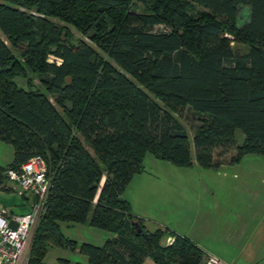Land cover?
Instances as JSON below:
<instances>
[{
	"label": "trees",
	"instance_id": "trees-1",
	"mask_svg": "<svg viewBox=\"0 0 264 264\" xmlns=\"http://www.w3.org/2000/svg\"><path fill=\"white\" fill-rule=\"evenodd\" d=\"M184 107L199 119L193 154L168 111ZM0 140L13 146L0 185L34 154L51 176L27 264L53 246L86 256L55 264H200L195 243L146 226L122 194L146 153L203 168L219 165L215 147L235 148L229 162L264 155V0H0ZM61 221L115 235L78 243Z\"/></svg>",
	"mask_w": 264,
	"mask_h": 264
},
{
	"label": "rangeland",
	"instance_id": "rangeland-1",
	"mask_svg": "<svg viewBox=\"0 0 264 264\" xmlns=\"http://www.w3.org/2000/svg\"><path fill=\"white\" fill-rule=\"evenodd\" d=\"M240 12L242 19L245 20L248 8L242 6ZM52 19L58 21L56 18ZM68 27L76 37L87 39V36L81 35L74 26L68 24ZM1 36L5 38L3 34ZM95 48L103 54L99 48L96 46ZM47 59L60 61L52 54H48ZM34 81L37 82V79L35 78ZM168 111L184 126L190 139V150L193 154L191 139L199 119L189 107L169 109ZM243 137V132L240 129H235V142L240 143ZM12 148L10 143L0 140V165H5L12 160L13 152H10ZM221 151V147H215L212 150L215 159L220 162L215 168H203L196 163L192 166H178L146 153L143 160L144 171L132 176L122 196L130 202L134 214L148 220H145V225L148 227L154 226V223H163L171 227L175 221L181 222L184 216H197V205L199 207L201 203L207 204L204 185L214 187L216 183L220 182L247 181L248 186L256 188L260 198V192H264V155L248 153L237 162H229L230 157L235 154V148L231 147L222 154ZM19 198L17 192L13 191L0 196V202L12 209L13 212H19L26 209L20 205ZM60 226L65 235L78 243L85 241L102 245L107 238L115 235L109 230L94 227L87 223L61 222ZM160 226L164 228L163 225ZM35 227L32 231L31 240ZM172 236L166 235L162 241L169 244L174 238ZM58 256L68 258L71 263L77 260L86 262V256L81 254L77 248L71 251L56 246L48 249L43 260L46 263H52ZM143 264H154V262L145 257Z\"/></svg>",
	"mask_w": 264,
	"mask_h": 264
},
{
	"label": "crops",
	"instance_id": "crops-1",
	"mask_svg": "<svg viewBox=\"0 0 264 264\" xmlns=\"http://www.w3.org/2000/svg\"><path fill=\"white\" fill-rule=\"evenodd\" d=\"M10 152H13V148ZM204 186L207 204L197 205V216H184L181 222L177 220L171 227L156 224L167 226L189 238L202 250L203 257L214 254L230 264H264V192H260L259 198L256 188L248 186L247 181ZM13 191L17 192L20 205L26 209L13 212L1 202L0 206L13 213L28 211L32 196L26 192L20 193L18 183L6 177L4 185H0V196ZM58 257L55 262H43L55 264ZM200 264H203V259Z\"/></svg>",
	"mask_w": 264,
	"mask_h": 264
},
{
	"label": "built area",
	"instance_id": "built-area-1",
	"mask_svg": "<svg viewBox=\"0 0 264 264\" xmlns=\"http://www.w3.org/2000/svg\"><path fill=\"white\" fill-rule=\"evenodd\" d=\"M5 175L19 185V192L33 198L26 212L13 213L0 206V264H27L31 236L44 209L51 176L45 159L34 154L17 168H8ZM10 222H14L12 227ZM169 239V238H168ZM203 264H230L214 254L203 257Z\"/></svg>",
	"mask_w": 264,
	"mask_h": 264
},
{
	"label": "water",
	"instance_id": "water-1",
	"mask_svg": "<svg viewBox=\"0 0 264 264\" xmlns=\"http://www.w3.org/2000/svg\"><path fill=\"white\" fill-rule=\"evenodd\" d=\"M134 224H135V225H138V222H137V221H134ZM10 225H11L12 227H14V226H15V223H14V222H10ZM137 230L139 231V230H140V227H137Z\"/></svg>",
	"mask_w": 264,
	"mask_h": 264
}]
</instances>
